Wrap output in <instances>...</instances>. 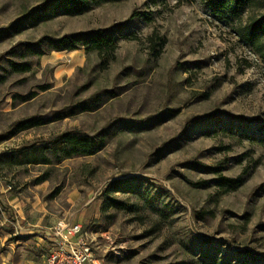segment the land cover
<instances>
[{"label": "rangeland", "instance_id": "374dc122", "mask_svg": "<svg viewBox=\"0 0 264 264\" xmlns=\"http://www.w3.org/2000/svg\"><path fill=\"white\" fill-rule=\"evenodd\" d=\"M43 1L0 0V136L39 122L0 139V264H44L60 220L83 226L93 264H264V62L236 21L200 0H53L30 16ZM98 29L102 52L49 40ZM66 133L99 149L62 157L50 141ZM34 144L51 163L3 158ZM106 194L131 209L103 210Z\"/></svg>", "mask_w": 264, "mask_h": 264}, {"label": "trees", "instance_id": "16d2710c", "mask_svg": "<svg viewBox=\"0 0 264 264\" xmlns=\"http://www.w3.org/2000/svg\"><path fill=\"white\" fill-rule=\"evenodd\" d=\"M184 1V0H179ZM196 1V0H188ZM210 9L212 14L221 20L236 21L235 32L239 39L247 46H250L255 53L264 62V12L259 16L249 19L245 24L242 22L243 14L252 4L260 3L264 10V0H200ZM56 3V2H55ZM54 4L53 0H45L40 5L34 7L29 15H42L46 13ZM55 8L61 7L66 12H81L87 7L86 0H58L54 6ZM105 29H98L90 32L71 33L64 35L60 38H50V43L53 49L56 50H75L81 47L80 42H91L90 48L98 49L102 52L104 49L105 41ZM89 49V48H88ZM39 51L40 54L43 52ZM13 70L16 72H26L31 70V65L28 62L18 63L14 62ZM244 119L243 117H239ZM259 120L260 118H254ZM39 122H35L32 119L19 120L12 124L10 129L2 138H9L18 130H23L32 127ZM261 129L264 130V121H261ZM264 143V139H261ZM51 145L55 147V152H59L62 157H70L78 154H93L98 148V142L95 138L87 135H74L66 133L53 138L50 141ZM50 146L48 144L43 145H31L28 147H22L17 150H13L4 155L5 161L10 165H25V164H49L51 158L46 153ZM222 165L216 166L213 169L218 173L219 180L223 186L229 185L235 187L240 183L239 179L229 178L220 174ZM112 186L108 189L110 190ZM260 189L264 188V183L259 186ZM110 208L118 209H131V206L126 202L106 194L103 202V210Z\"/></svg>", "mask_w": 264, "mask_h": 264}, {"label": "built area", "instance_id": "2783aa9c", "mask_svg": "<svg viewBox=\"0 0 264 264\" xmlns=\"http://www.w3.org/2000/svg\"><path fill=\"white\" fill-rule=\"evenodd\" d=\"M53 242L44 264H93L94 249L83 235L80 223L60 220L52 229L45 231L41 238Z\"/></svg>", "mask_w": 264, "mask_h": 264}, {"label": "crops", "instance_id": "0c3cea01", "mask_svg": "<svg viewBox=\"0 0 264 264\" xmlns=\"http://www.w3.org/2000/svg\"><path fill=\"white\" fill-rule=\"evenodd\" d=\"M35 234H36V233L34 232V235H35ZM34 238L36 239V241H39V242L41 243V240H40L39 237H36V235H35ZM13 242H14V241H13ZM16 244L18 245V244H19V241H17ZM14 245H15V244L12 243V247H14ZM10 255H12V253H10ZM13 259H15V258H13Z\"/></svg>", "mask_w": 264, "mask_h": 264}]
</instances>
